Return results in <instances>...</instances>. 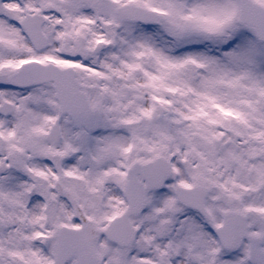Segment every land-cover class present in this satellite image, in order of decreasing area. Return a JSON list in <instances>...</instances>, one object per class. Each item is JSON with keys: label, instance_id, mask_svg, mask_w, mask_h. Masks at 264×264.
Listing matches in <instances>:
<instances>
[{"label": "snow or ice", "instance_id": "obj_1", "mask_svg": "<svg viewBox=\"0 0 264 264\" xmlns=\"http://www.w3.org/2000/svg\"><path fill=\"white\" fill-rule=\"evenodd\" d=\"M0 264H264V0H0Z\"/></svg>", "mask_w": 264, "mask_h": 264}]
</instances>
